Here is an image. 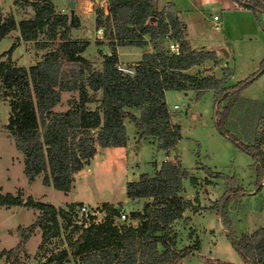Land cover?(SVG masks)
<instances>
[{
  "label": "trees",
  "instance_id": "1",
  "mask_svg": "<svg viewBox=\"0 0 264 264\" xmlns=\"http://www.w3.org/2000/svg\"><path fill=\"white\" fill-rule=\"evenodd\" d=\"M16 1H14L15 3ZM33 16L16 23L12 16L4 15L0 8V41L13 31L19 37L0 55V100L7 101L9 118L8 136L23 155V172L29 183L42 177L44 186L67 194L74 178L96 155L98 148L126 147L125 121L128 120L141 139H149L156 151L169 154L181 141V127L173 123L165 95L169 91L194 90L199 99L207 91H222L230 96L223 111L217 108L215 125L240 150L251 155L260 166L264 165L261 146L264 137H254L243 144L239 138L225 130V122L238 102L239 91L264 72H259L232 87L227 80L213 76L198 78L187 72L204 62L215 61L213 52L195 51L185 42V26L179 21L172 5L158 10L159 0H107L109 54L100 55L101 69L81 56L88 48L86 40H73L71 30L79 28V20L68 18L54 10L52 0H30ZM241 8L258 10L264 14V5L257 0L238 1ZM102 8L95 10V23L103 25ZM166 35L179 45L178 53L155 50ZM147 38V39H146ZM20 41L30 42L38 50H50L41 61L29 68L16 67L10 59ZM152 51L142 54L134 64L133 74L117 70V48H144ZM2 58H6L2 61ZM64 92L76 93L77 101L67 111H54ZM221 100L222 95L216 94ZM97 103L94 108L90 105ZM264 126V116L260 118ZM256 127L252 130L255 133ZM212 178H227L210 173ZM197 182L190 177L180 162L164 161L153 175L143 173L136 181L127 182L128 200H146L141 211L129 213L130 224H123L120 210L103 203V222L79 223L75 210L82 203L65 208L36 202L33 198L0 193V207H24L37 212L28 227H18L19 243L2 251L0 258L6 264H19L26 244L38 229L41 243L57 236L61 227L69 229L60 259L49 258V263L64 264H165L173 260L178 234L173 224L181 220L188 202L180 196L183 181ZM226 191L216 203L218 215L245 264H264V225L249 235L235 238L224 209L225 204L244 194L233 178L226 179ZM208 182V180H207ZM214 208V207H213ZM63 222V225L60 224ZM185 223L189 218L184 219ZM195 232L190 231V239ZM200 249L195 235L191 252ZM63 262V263H62Z\"/></svg>",
  "mask_w": 264,
  "mask_h": 264
},
{
  "label": "rangeland",
  "instance_id": "2",
  "mask_svg": "<svg viewBox=\"0 0 264 264\" xmlns=\"http://www.w3.org/2000/svg\"><path fill=\"white\" fill-rule=\"evenodd\" d=\"M69 1L75 3L73 16L79 20V28L71 30V38L89 42L81 56L99 71L102 63L99 51L110 52L109 33L112 28L107 18V0H52L55 12L71 18ZM238 1L246 0H159L157 8L160 11L166 10L167 4L172 5L179 21L185 26V42L191 49L213 52L216 56L215 61L208 60L190 69L187 72L189 75L198 78H223L227 80V88L247 80L261 70L264 63V14L258 10L241 8ZM257 1L264 5V0ZM0 5L16 23L31 18L33 14L30 0H0ZM97 8L104 10L101 26L95 23ZM214 16L219 18L217 22L213 21ZM216 23L219 25L217 30L214 28ZM16 36H19L17 30L0 41V55L11 47L18 38ZM21 42L23 41L19 42L10 59L16 67L34 66L47 51H51L38 50L33 43ZM168 45L169 42L164 37L155 50L166 52ZM122 48L124 51L117 65H125L131 69L136 64L135 58L141 59L144 51H152L149 45L142 51L135 47ZM195 93L194 90L169 91L165 95L172 122L181 127L182 138L173 152H158L149 139L139 140L134 126L126 120L128 178L119 173L123 163L117 157L105 165L109 169L108 173L101 171L104 167L97 168L98 163L95 162L92 166L93 173L87 171L91 169V165L81 172L70 196L44 186L43 176L37 177L32 183L28 182L23 172V155L6 130L10 112L8 102L0 100V193L16 196L20 192L23 199L31 197L36 202L56 207L74 201L98 204L94 210L87 206L97 223L104 220L103 203H112L117 205L120 213L126 215V219L122 221L126 225L130 224L129 213L141 210L146 203L145 200L128 201L125 195L126 183L136 181L143 173L153 175L164 161H179L181 167L188 171L190 177H195L197 182L191 184L189 179L183 181L180 196L188 202L187 209L183 218L172 226V230L178 234V242L174 248L173 260L165 264H245L224 229L216 203L226 191V179H235L237 185L243 188L244 194L224 207L233 236L238 239L261 228L264 225V165L260 166L251 155L236 147L215 125L217 108L219 112L223 111L230 99L229 94L207 91L196 99ZM216 94L222 95L220 101H217ZM238 98L224 129L246 144L254 137L261 134L263 136L264 126L260 118L264 116V72L245 85L239 91ZM76 101V93L64 92L54 111H67ZM96 104H91L90 107L94 108ZM174 106H178V110H174ZM254 127L255 133L252 131ZM261 149L264 152V144ZM211 172L220 173L227 178H212ZM36 216L37 212L33 209L0 207V253L19 243L17 228L30 226ZM185 218H189L188 223L184 222ZM60 223L63 225L62 221ZM68 230L61 227L59 234L51 236L39 252L37 246L41 233L36 229L39 235H31L25 254L19 258V264H56L49 263V258L55 256L60 259L62 251H70L66 244ZM191 230L200 240L197 252H191L195 237L194 235L190 239ZM0 264H6L5 258H0Z\"/></svg>",
  "mask_w": 264,
  "mask_h": 264
},
{
  "label": "crops",
  "instance_id": "3",
  "mask_svg": "<svg viewBox=\"0 0 264 264\" xmlns=\"http://www.w3.org/2000/svg\"><path fill=\"white\" fill-rule=\"evenodd\" d=\"M0 8H1V5H0ZM1 10H2V8H1ZM2 12L4 13V15H6V12H4L3 10H2ZM33 16V14L31 15V17ZM12 34V32L8 35V36H10ZM7 37V36H6ZM17 37H19V36H16V38ZM21 43H23V42H21ZM150 46V45H149ZM151 47V46H150ZM140 49V48H139ZM142 50H144V48L143 49H141V51ZM123 51H124V48H118L117 49V54H118V59L121 61V55L123 54ZM144 52H146V51H144ZM110 52H108V53H102V54H109ZM142 55V54H141ZM141 57V56H140ZM140 60V58L138 57V58H135V62L137 63L138 61ZM133 65V64H132ZM115 157H117V158H119L120 159V161H122V163H123V165L121 164V166H120V168H119V173L120 174H122V175H124V177H126V179L128 178V174H129V170H127L126 169V162H127V144H126V147H117V148H98L97 149V152H96V155L94 156V158L90 161V163H89V165L88 166H86V167H89L90 165H91V169H89V170H87L88 171V173H93L92 172V166H93V163H95V162H97L98 163V167L97 168H100V167H104L103 168V170H101V171H103V173H108L109 172V169L107 168V167H105V165H107L108 163H111V160L113 159V158H115ZM86 167H84L79 173H77L76 175H75V178H74V183H73V186H72V188H71V190H70V192L69 193H67V194H65V195H68V196H70L72 193H73V190H74V188H75V182H76V180H77V178L79 177V176H81V172L86 168ZM128 200V199H127ZM128 201H130V200H128ZM136 201V200H135ZM145 202H147L146 200H145ZM75 203H82V204H85L86 206H89L91 209H96L97 207H98V204H89V203H87V202H85V201H74V202H67L66 204H65V206L63 205V206H60L61 208H65L67 205H69V204H75ZM108 204H110V205H113L114 207H117V205H115V204H112V203H108ZM56 207V206H55ZM12 208V207H11ZM104 211V210H103ZM139 211H141V210H139ZM105 213V212H104ZM104 213H102V214H104ZM33 235L34 234H38V231L36 232H34V233H32ZM39 235V234H38ZM40 236V243H41V235H39ZM40 243L38 244V246L40 245ZM38 246H37V248H38Z\"/></svg>",
  "mask_w": 264,
  "mask_h": 264
},
{
  "label": "built area",
  "instance_id": "4",
  "mask_svg": "<svg viewBox=\"0 0 264 264\" xmlns=\"http://www.w3.org/2000/svg\"><path fill=\"white\" fill-rule=\"evenodd\" d=\"M218 20H219V18L217 16L213 17L214 22H217ZM214 28H215V30L219 29V25L216 23ZM165 38L169 42V45H168L169 51L171 53H178V51H179L178 43L176 41H172L171 39H169L168 35H166ZM117 70L123 74H130V75L133 74V70L131 68L126 67L125 65L124 66L117 65ZM173 109L178 110V106H174ZM263 136H264V132H263ZM90 210L91 209L84 204L81 207H78L77 211L75 212L76 221H78L79 223L86 222V223L98 224L97 221L95 220V218H93L94 215ZM92 210H94V209H92ZM104 217H105V215H104ZM125 219H126V215L123 213H120V219L118 220V222L124 221Z\"/></svg>",
  "mask_w": 264,
  "mask_h": 264
},
{
  "label": "water",
  "instance_id": "5",
  "mask_svg": "<svg viewBox=\"0 0 264 264\" xmlns=\"http://www.w3.org/2000/svg\"><path fill=\"white\" fill-rule=\"evenodd\" d=\"M68 7L71 9V17H73L74 15V7H75V3L73 1H69L68 2ZM225 56L227 57V53H225Z\"/></svg>",
  "mask_w": 264,
  "mask_h": 264
}]
</instances>
